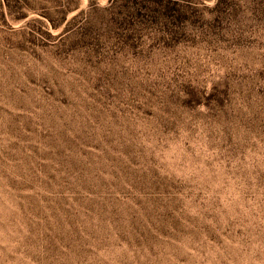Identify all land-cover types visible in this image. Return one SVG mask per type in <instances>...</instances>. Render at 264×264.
I'll return each instance as SVG.
<instances>
[{
	"label": "rangeland",
	"instance_id": "1",
	"mask_svg": "<svg viewBox=\"0 0 264 264\" xmlns=\"http://www.w3.org/2000/svg\"><path fill=\"white\" fill-rule=\"evenodd\" d=\"M0 264H264V0H0Z\"/></svg>",
	"mask_w": 264,
	"mask_h": 264
}]
</instances>
